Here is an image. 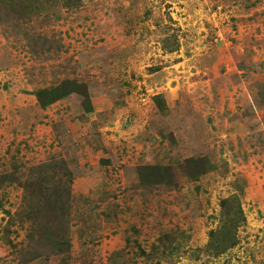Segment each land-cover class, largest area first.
I'll list each match as a JSON object with an SVG mask.
<instances>
[{
  "label": "rangeland",
  "instance_id": "obj_1",
  "mask_svg": "<svg viewBox=\"0 0 264 264\" xmlns=\"http://www.w3.org/2000/svg\"><path fill=\"white\" fill-rule=\"evenodd\" d=\"M0 264H264V0H0Z\"/></svg>",
  "mask_w": 264,
  "mask_h": 264
},
{
  "label": "trees",
  "instance_id": "obj_2",
  "mask_svg": "<svg viewBox=\"0 0 264 264\" xmlns=\"http://www.w3.org/2000/svg\"><path fill=\"white\" fill-rule=\"evenodd\" d=\"M83 86L76 84L74 82H63L61 85L57 87H52V88H47V89H41L36 92L37 99L41 106L47 107L51 103L55 102L56 100L63 99L67 96H69L71 93H77L81 95L84 100H85V109L88 112L92 111L90 101L88 100V94L86 92L82 91ZM190 162H194L193 160ZM239 212H235V220L233 221V226L229 228H224L219 229L216 232L211 233V237L214 238V244H219L221 242H224V245L222 246V249H227L235 245V238L231 234L232 231L234 230V227L238 226L237 221L243 222L244 220L240 221ZM242 217V216H241ZM242 219H244L242 217ZM219 234L220 235H225L227 240H219ZM212 242V243H213Z\"/></svg>",
  "mask_w": 264,
  "mask_h": 264
}]
</instances>
